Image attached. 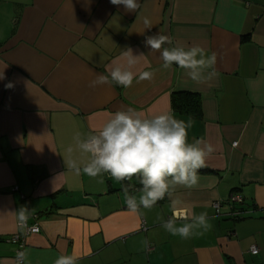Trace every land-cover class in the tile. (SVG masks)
Returning a JSON list of instances; mask_svg holds the SVG:
<instances>
[{
	"label": "crops",
	"instance_id": "obj_1",
	"mask_svg": "<svg viewBox=\"0 0 264 264\" xmlns=\"http://www.w3.org/2000/svg\"><path fill=\"white\" fill-rule=\"evenodd\" d=\"M138 2L136 12H127L110 0H0V264H16L8 239L18 231L15 212L22 206L34 209L27 222L40 227L26 237L25 264L73 254L77 264H264V0ZM159 32L173 44L216 52L218 79L196 85L175 66L164 70L160 53L144 44ZM126 47L145 54L135 70L153 78L129 88H90ZM173 92L198 93L202 116L174 110ZM129 107L191 117L189 142L203 138L215 148L198 172V187L176 188L182 203L175 210L166 197L132 212L122 182L76 174L65 164L87 161L67 152L75 149L77 131L98 130ZM232 192L243 196L233 206L238 218L229 215ZM174 211L178 225L207 212L212 227L187 240L172 236L158 218Z\"/></svg>",
	"mask_w": 264,
	"mask_h": 264
},
{
	"label": "clouds",
	"instance_id": "obj_2",
	"mask_svg": "<svg viewBox=\"0 0 264 264\" xmlns=\"http://www.w3.org/2000/svg\"><path fill=\"white\" fill-rule=\"evenodd\" d=\"M110 2L123 5L127 12H136L140 8L138 0ZM143 23L145 29L153 27L147 17ZM144 44L150 52L160 53L164 70H173L175 66L196 85L211 86L218 79L216 52L209 54L199 44H173L172 38L161 32L146 36ZM143 57V52L134 55L133 49L126 47L121 50L118 59L106 68L107 74H95L89 87L115 84L129 88L134 81L152 79L154 73L143 71L138 75L135 70ZM3 78V74H0V79ZM5 87L11 88L12 84L8 83ZM193 125L191 117L187 120L178 119L168 112L146 115L131 107L118 109L98 130L75 133V149L69 146L67 152L72 154L76 150L86 155L87 161L81 164L76 159H68L65 164L76 174L83 172L90 177L108 174L117 182L131 181L137 177L141 187L136 190V194L130 192L132 185L122 187L124 203L132 212L139 213L141 208L151 210L166 197L175 210L182 203L174 195L176 188L198 187V172L207 166L208 158L215 151L214 146L203 138L189 142L188 134ZM33 212L34 209L29 210L24 206L15 212L20 231L27 229V221ZM180 218L174 211L167 220L162 217L158 219H161V227L170 235L185 240L195 234L202 235L212 227L207 212L193 214L190 218L185 216V222L178 225L177 220ZM26 259L27 253L20 251L16 256V264H25ZM78 259L74 254L59 255L54 264H77Z\"/></svg>",
	"mask_w": 264,
	"mask_h": 264
},
{
	"label": "built area",
	"instance_id": "obj_3",
	"mask_svg": "<svg viewBox=\"0 0 264 264\" xmlns=\"http://www.w3.org/2000/svg\"><path fill=\"white\" fill-rule=\"evenodd\" d=\"M233 144L236 145L237 142H234ZM13 190H17V187H14ZM227 203L231 208L229 215L232 216L233 218H238L241 215V212L234 210L233 206L243 203V196L240 193L232 192L229 195ZM213 207L216 209L217 213H219L221 203L219 201H215L213 203ZM27 225L28 227L25 231L22 232L18 229V231L14 233L12 236H10L8 239L9 242L15 245V262H16L17 253L23 251L26 245L27 235L31 233H37L40 230V227L37 223L29 225L27 222ZM249 251L252 255H257L259 253V248L256 245H252L250 246ZM231 264H235V263H231Z\"/></svg>",
	"mask_w": 264,
	"mask_h": 264
},
{
	"label": "trees",
	"instance_id": "obj_4",
	"mask_svg": "<svg viewBox=\"0 0 264 264\" xmlns=\"http://www.w3.org/2000/svg\"><path fill=\"white\" fill-rule=\"evenodd\" d=\"M172 108L181 113L187 114L192 118H200L202 116L201 96L192 92H173ZM122 186L130 184L131 188H140L139 180L133 177L131 181H121ZM162 201V200H161ZM159 201V202H161Z\"/></svg>",
	"mask_w": 264,
	"mask_h": 264
}]
</instances>
